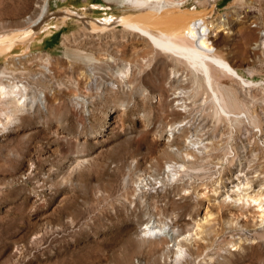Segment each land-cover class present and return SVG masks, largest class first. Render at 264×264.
Returning a JSON list of instances; mask_svg holds the SVG:
<instances>
[{
  "label": "rangeland",
  "instance_id": "1",
  "mask_svg": "<svg viewBox=\"0 0 264 264\" xmlns=\"http://www.w3.org/2000/svg\"><path fill=\"white\" fill-rule=\"evenodd\" d=\"M127 2L0 0L3 35L37 27L0 57L25 96L0 103V264H264L233 192L264 191V0L182 4L225 19L215 46L249 85L212 65L219 100L183 57L87 27L149 12Z\"/></svg>",
  "mask_w": 264,
  "mask_h": 264
},
{
  "label": "bare ground",
  "instance_id": "2",
  "mask_svg": "<svg viewBox=\"0 0 264 264\" xmlns=\"http://www.w3.org/2000/svg\"><path fill=\"white\" fill-rule=\"evenodd\" d=\"M112 2V0H105ZM125 1V0H118ZM132 6L139 8H147L149 12H143L141 15L135 16L129 15L114 20L112 25L98 23L91 21V24H86L90 30H105L107 28L114 27L116 25L122 26L124 29L138 33L147 39L149 43L158 46L160 49L171 52L177 56L183 57L188 62L192 63L195 67L201 70L208 84L211 86V66H217L224 70L230 76L238 79L244 84V77L234 68L229 61L224 59L217 51L214 40L219 35V32L225 28V19L221 20L217 24L215 21L208 19V15L204 11H198L197 9H183L182 4L186 0H126ZM127 2V3H128ZM131 6V7H132ZM214 7V6H213ZM195 8V7H194ZM59 14V13H57ZM81 19H85L83 15L78 13H72ZM70 12H61L60 17L64 20L69 19L73 16ZM36 24L33 23L25 31L17 34H6L3 35L0 32V57L8 54L14 46L18 43H23L30 39L36 32ZM224 30V29H223ZM93 36V35H92ZM128 66V65H127ZM130 66V64H129ZM129 68V67H128ZM130 69V68H129ZM198 70V71H199ZM245 84V85H246ZM21 85L16 84H5L0 83V103L7 102L10 106H15L20 109L23 96L21 93ZM252 86V85H251ZM212 88V86H211ZM213 89V88H212ZM27 91V90H26ZM216 100H219L217 92L213 89ZM25 99V98H24ZM22 101V102H21ZM12 113V112H11ZM8 119H11L9 112L5 113ZM5 123H0V128H4ZM171 170V168H170ZM172 171V170H171ZM248 182L242 183L239 181L238 184L233 185L235 194H237V200H245L247 204H251L257 212L256 220L261 223L264 222V191L257 190L254 194L242 193L243 189L247 187ZM247 190V189H246ZM245 190V191H246ZM228 197L230 195H227ZM235 200V199H234ZM204 222L209 220L208 217L204 219ZM203 225V223H202ZM196 231L201 229V222H196ZM156 228V227H155ZM152 226L147 225L143 231L147 234L151 233H162L165 234L166 230L170 231V228L155 229ZM161 230V231H159ZM170 233V232H169ZM168 233V234H169ZM197 235V233H196ZM166 237V236H165ZM180 257L185 253L186 250L183 247H178ZM186 254V253H185ZM177 256V257H178Z\"/></svg>",
  "mask_w": 264,
  "mask_h": 264
},
{
  "label": "built area",
  "instance_id": "3",
  "mask_svg": "<svg viewBox=\"0 0 264 264\" xmlns=\"http://www.w3.org/2000/svg\"><path fill=\"white\" fill-rule=\"evenodd\" d=\"M254 26H256V25L254 24ZM261 34L264 35V31H261Z\"/></svg>",
  "mask_w": 264,
  "mask_h": 264
}]
</instances>
